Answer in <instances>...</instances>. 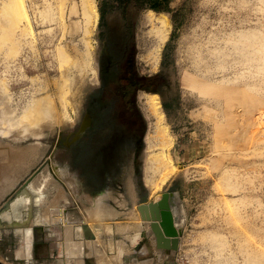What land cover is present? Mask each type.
Masks as SVG:
<instances>
[{
    "label": "rangeland",
    "instance_id": "obj_1",
    "mask_svg": "<svg viewBox=\"0 0 264 264\" xmlns=\"http://www.w3.org/2000/svg\"><path fill=\"white\" fill-rule=\"evenodd\" d=\"M13 1L18 7L0 6V33L15 18L21 23L9 29L29 22V30L12 56V44L0 41V152L35 147L28 167L16 163L22 170L0 175V185L46 194L62 248L72 254L74 238L84 246L72 264H138L136 245L147 234L162 250L138 205L167 190L180 193L187 213L178 251L167 250L180 252L170 264H264V0H173L174 12L163 11L171 24L163 42L142 0ZM129 76L137 80L131 95ZM149 93L159 96L174 137L167 154L178 170L166 179L148 169L158 152ZM44 97L52 127L46 117L42 135L9 128Z\"/></svg>",
    "mask_w": 264,
    "mask_h": 264
},
{
    "label": "crops",
    "instance_id": "obj_2",
    "mask_svg": "<svg viewBox=\"0 0 264 264\" xmlns=\"http://www.w3.org/2000/svg\"><path fill=\"white\" fill-rule=\"evenodd\" d=\"M29 189V187H21V189L13 191L2 188L0 185V254L4 258V263L72 264L71 261L76 259L75 252L78 254L79 251L84 255V246H81L82 249H80V245L74 238L69 241L72 254L62 248L63 237L61 238L55 231L59 224L56 217L57 211L55 212L47 201L43 202L45 193L35 188ZM17 199L20 201L17 202ZM14 200L15 202H13ZM68 210L67 208L61 209L60 215L62 211L68 215ZM93 212L97 213L96 208L93 209ZM147 226L149 225L147 224ZM148 229L149 227L147 231ZM142 246L141 248L136 245L137 258L135 260L138 261V264H170L180 254V252L158 250L153 235L147 234V240ZM148 252L150 254L140 260L139 255L148 254ZM76 262L78 263L77 260Z\"/></svg>",
    "mask_w": 264,
    "mask_h": 264
},
{
    "label": "bare ground",
    "instance_id": "obj_3",
    "mask_svg": "<svg viewBox=\"0 0 264 264\" xmlns=\"http://www.w3.org/2000/svg\"><path fill=\"white\" fill-rule=\"evenodd\" d=\"M16 1H18V0H16ZM14 3H16V6L18 7V5H17L18 3L14 2L13 0H2V2L0 3V6L1 7L3 6L4 8H6L9 5L10 7H12ZM20 3L22 4V2H20ZM14 7H15V5H14ZM22 8H24L23 9L24 15L28 20L29 16L27 14V11L25 10L24 4H23ZM85 9H86L90 19H94L98 16L96 6L94 4H92V2L89 5H87L85 7ZM15 10H16V8H15ZM14 12H15V15L19 14L16 11H14ZM16 13H18V14H16ZM13 15L10 17L12 21H14L12 19V18H14ZM15 17H17V16H15ZM19 19H20V17L17 20H19ZM147 22H149V24L152 25V29H153L156 37L159 39V41L163 42L169 33V29H170V25H171L170 19L167 16V14L164 12L158 13L152 9H149L147 12ZM10 23H13V22H10ZM15 23H17L16 18H15ZM15 23H13V25H15ZM18 23H21V22H18ZM28 24H29V22H28ZM28 24L20 25V26L16 25L19 27L18 29H15L16 26L14 27V29H9L8 25H11L10 27H13L12 24H8V25L6 23L1 24V28L3 30L0 33V35H2V36H0V41L6 40L8 44H12V46L10 45V47L8 48V52H10L12 50V52L10 53L11 56L13 54V51L17 52L18 45L24 39H28V36H27L28 30H29V29L27 30ZM6 41H2V42L4 44H6ZM2 42L0 43V45L3 44ZM19 49H18V51H19ZM17 53H19V52H17ZM16 55L17 54H14V57ZM61 55L64 56L63 51H61ZM6 57H8V56H6ZM64 57H63V59H64ZM153 60L156 64L158 63V61H159V49L154 51ZM3 79L5 80V78H3ZM4 80H3V82H5ZM0 82H2V79ZM47 96L49 97V95H47ZM47 96H45V97H47ZM145 98H146L147 107L149 108V110L152 113H154V115L156 117L155 127H154L153 131H151V133H150V138L152 137L150 139V143L152 146H155L158 149V152L152 153L151 156L149 157L148 169H150L152 171H156V172H162L163 178L166 179L168 176L174 174L178 170V167L173 164L172 158L167 154V149H169L172 146V144L174 142V137H173V134L171 132V128L165 119V114H164L163 110L161 109V103L159 100V96L157 94H150L149 93L146 95ZM44 100L42 103L43 105L42 104L40 105V103L42 102V99L41 100L33 99L32 101H30L31 103H30L29 107L18 118H16L15 120L14 119H11V120L7 119L8 122L6 124H8L9 128H12V129H14V127H12V126L16 125L17 127H19V132L22 130L23 132H26V134H33V135L37 134V136L42 135L43 129L46 127V125H43V123H42L43 119H45L46 117L48 118L49 125H47V127H52V125L57 121L56 117L52 113L53 111H51L52 107H50V106H49L50 108L46 107L48 105L47 102H49L50 100L46 99L47 100L46 102ZM63 100H65V98ZM45 103H47V104L45 105ZM44 105H45L44 108L45 109L47 108V109L45 111H41L40 109L42 108V110H43ZM39 106H41V108ZM6 113H8V112H6ZM14 114H15V112H13L11 115H14ZM5 116H4V118L7 117V116L6 117ZM39 121L41 122L40 125H39V123H40ZM17 127H16V130H18ZM6 144H8V143H6ZM38 146H39V144H38ZM34 147L32 146V147H29L27 149H23L21 152H19V153L17 152L16 154L14 153L13 155H11V153L6 154L4 152H0V161L1 160L3 161L5 158H7L9 161L8 163H6L4 165L0 163V175L2 176L4 174V175H6L5 177H7L8 179H9V177L12 178V174L14 173V171L18 170L17 168H20L19 164L17 166L16 163H18V162L21 164L26 163V164H23L22 166L27 165V163L29 165V162L31 161L32 153L34 151ZM13 161H14V163H13ZM34 162H35V160H34ZM11 163H13V164H11ZM28 165H27V167H28ZM22 166H21V168H22ZM26 169H28V168H26ZM20 177L21 176H19V178ZM43 177H45V176H43ZM46 180H49V179H46ZM19 199H17L16 201L18 202ZM13 202H15V200ZM8 207H9V205H8ZM136 236H138V235H136ZM135 238H137V237H135Z\"/></svg>",
    "mask_w": 264,
    "mask_h": 264
},
{
    "label": "water",
    "instance_id": "obj_4",
    "mask_svg": "<svg viewBox=\"0 0 264 264\" xmlns=\"http://www.w3.org/2000/svg\"><path fill=\"white\" fill-rule=\"evenodd\" d=\"M90 122L83 123L77 134L80 137ZM138 209L143 222L150 225V233L154 234L160 249L178 251L180 237L183 235L187 224V213L181 195L178 191L167 190L162 193L159 200L142 202ZM87 237L95 239V235L89 233V225L85 224ZM0 264H5L0 259Z\"/></svg>",
    "mask_w": 264,
    "mask_h": 264
},
{
    "label": "trees",
    "instance_id": "obj_5",
    "mask_svg": "<svg viewBox=\"0 0 264 264\" xmlns=\"http://www.w3.org/2000/svg\"><path fill=\"white\" fill-rule=\"evenodd\" d=\"M173 0H142V6L143 7H150L152 10L156 12H174V10L171 7V3ZM181 9H178L177 12L173 15V19L176 20V17L178 16Z\"/></svg>",
    "mask_w": 264,
    "mask_h": 264
},
{
    "label": "flooded vegetation",
    "instance_id": "obj_6",
    "mask_svg": "<svg viewBox=\"0 0 264 264\" xmlns=\"http://www.w3.org/2000/svg\"><path fill=\"white\" fill-rule=\"evenodd\" d=\"M132 76V75H131ZM131 76L124 78L123 81H125L127 84H129V88L132 90L130 91V95L133 94V92H135L136 88H135V83H136V79L135 77L131 78ZM106 81L105 79L103 80V85H105ZM133 108V107H131ZM87 120V118L85 119V121ZM92 124V123H91ZM92 126V125H91ZM80 140V139H79ZM79 140L73 141V142H78ZM97 198V197H96Z\"/></svg>",
    "mask_w": 264,
    "mask_h": 264
}]
</instances>
